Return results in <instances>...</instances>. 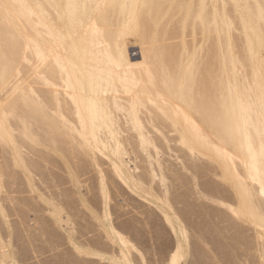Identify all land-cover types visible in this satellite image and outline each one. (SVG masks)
Here are the masks:
<instances>
[{
  "label": "bare ground",
  "instance_id": "obj_1",
  "mask_svg": "<svg viewBox=\"0 0 264 264\" xmlns=\"http://www.w3.org/2000/svg\"><path fill=\"white\" fill-rule=\"evenodd\" d=\"M136 44L139 55L131 52ZM263 67L264 0H0V190L3 181L9 185L4 175L18 169L35 189L33 175L48 172L56 154L71 172L87 165L84 157L101 154L122 181L132 179L143 191L150 177L136 176L125 154L136 147L154 181V166L162 162L153 159L152 147L180 142L217 162L219 177L234 190L231 201L207 185L198 197L191 191L204 205L206 198L215 203L210 206L230 201L221 204L225 214L207 201L205 215L227 219L231 230L245 225L247 231L234 234L244 252L233 259L264 264ZM158 176L160 185L165 176ZM164 181L159 189L167 193ZM9 182L5 189L15 191L17 181V187ZM203 209H195L197 220ZM2 254L8 260L7 249Z\"/></svg>",
  "mask_w": 264,
  "mask_h": 264
},
{
  "label": "rangeland",
  "instance_id": "obj_2",
  "mask_svg": "<svg viewBox=\"0 0 264 264\" xmlns=\"http://www.w3.org/2000/svg\"><path fill=\"white\" fill-rule=\"evenodd\" d=\"M236 32L238 33L239 31ZM199 37H201L200 34ZM208 44L212 45L207 43L206 47H209ZM214 46L217 45L215 44ZM214 46H211L213 50ZM132 48L134 49L131 51L132 54L137 55L138 53L139 55V45L136 44ZM164 142L157 143L161 147L157 145L158 148L156 146V148L152 147L153 152L150 153L154 157H152L153 159L155 157L156 159L157 157L161 158L159 160L162 162V166L157 164V166H154L158 167L154 169L157 174L155 178L159 179L158 174L161 178L163 177L162 175L165 176L164 180L166 182L161 180L160 185L164 181V187L165 185L166 187L170 186V189L168 188L169 191L166 189L167 193H164L163 189H161L162 185L158 184L160 180L156 181L155 179L153 181L151 179L149 174L151 167L146 168L147 165L144 167L146 164L145 156H141L142 154L139 151L137 152L136 147L134 149L131 148L124 157L127 163L130 161L128 164L134 168L132 171L136 176L140 174L143 175L142 177L140 176L141 178H144V176L150 177V180L148 177L143 180L148 179L149 182L145 181L146 186H144L145 188L147 187L146 189H150L149 192L152 193H146L147 190L144 191L145 188H143V191L142 188L140 190L136 185H133L132 179L126 183L122 181V178L116 175L110 157L101 154L98 155L97 160L85 155L84 159L87 164L85 166L87 168L85 166L81 167L78 171L79 173L76 171L75 173L73 170L72 172L67 171L68 161V165H66V160L60 158L57 154L52 163L47 162L49 163L47 168L50 170L48 172L45 170L47 163L43 164V168L41 167L42 164L38 163L40 168H45L46 173L44 170L40 174L37 170L38 173L35 172L37 175L34 173L33 177L36 181L33 179V184L38 188L33 187L35 188L33 190L31 189L32 186L27 185V179L24 178L26 175L20 169L16 173H11L13 174L12 176L9 175L12 179L7 176L8 179H6L5 174L3 178L8 180L9 185L11 183L9 180H13L14 187H17V185L15 186L17 183L19 186L15 188V191H11L12 188L10 189L9 187L12 184L9 186L6 181V183L3 181L4 189L2 186L3 191L2 189L0 190V195L2 196L0 198H5L3 200L5 203L2 202L1 209H3L4 204L6 212L3 216L0 213V244L4 243L9 253L8 260L6 259V262L2 261V258L6 257L2 253L6 249L1 250L2 248L0 247V253L2 251L0 263L116 264V262H120L127 264L120 257L121 252L126 251L130 259H128L130 261L128 264H170L175 257L177 260L175 264H198V262L201 264H203L202 262L206 264H245L244 256L233 259V255L236 253L244 252L242 242L237 243L234 239V234L242 235V232L247 231L245 225H240L239 228L231 230L230 221L227 219L224 221V219H220L221 217H216L214 220L210 214V216L208 213L205 215L206 211L210 212L208 208L210 209L212 206L213 208L219 206L222 209L220 210L217 207V210L214 209L215 212L222 211L221 213L224 212L223 214H225L227 210L224 207L230 203L234 196L231 184L225 182L226 180L223 177H219L222 174V170L217 166L218 163L216 162V165L213 160L211 162L210 158L203 157L200 154H192L180 142H178L180 144L175 143V141H172L173 143L171 141L170 143L165 142V144ZM156 154L158 155L156 156ZM140 157H143L145 162ZM36 158L41 159L39 157ZM136 160L137 163H133ZM40 161L45 162L42 159ZM83 163L82 165H84ZM138 164L140 165L138 166ZM50 166L51 169L49 168ZM5 171L7 173V170ZM9 172L7 174H10ZM14 181H17V183ZM165 183H169V186ZM5 185L9 187L5 189ZM206 185L207 187L209 185V189H207ZM204 186L206 190L212 189L213 193L217 191L218 197L221 193L220 198L223 197L224 200L227 198L230 201L226 200L225 204L222 200L225 205H221V203L219 205L216 204V206L213 205L215 203L209 202L210 199L206 197H203L204 200L206 198L203 202L205 205L198 202V200L195 201L196 199L203 201V199L201 196L195 198V194H192V192L197 193L199 187L204 189ZM213 186L218 189L221 188L218 190ZM29 188L31 191H29ZM196 188L197 190H195ZM159 191L160 193H158ZM200 193L203 194V192H199L196 194L197 197ZM160 194L161 197H159ZM162 200L165 202H161ZM195 202L197 205H195ZM207 203L209 204L208 208L206 207ZM210 203H213L212 206H210ZM198 204L202 206L200 205V207ZM202 207L206 208V210L203 209L204 217H199L197 220L198 216L196 215L200 214L198 209L200 208L201 210ZM214 210L212 211L214 212ZM4 216L8 217L5 218ZM60 216H63L66 220L64 219V221L60 222ZM205 216L206 218L207 216L208 218L211 217L213 221L211 218H207V220ZM200 218L206 219L207 222L200 220ZM4 219H8L9 224L6 225L7 221ZM198 221L204 223V225L206 224V226H214V222L217 221L214 227H217V231L220 230V232L216 233L214 227H210L213 228L211 231L208 229L209 227L206 228L203 225L208 231H211L208 232ZM200 227H203L204 231ZM204 232H206V235H203ZM123 236L126 237V240L131 245V251H127L125 246H123L124 243L121 242L122 238H120Z\"/></svg>",
  "mask_w": 264,
  "mask_h": 264
}]
</instances>
